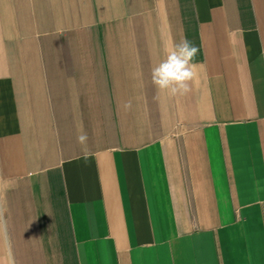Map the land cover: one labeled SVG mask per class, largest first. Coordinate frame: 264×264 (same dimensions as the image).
Segmentation results:
<instances>
[{"label":"crops","instance_id":"crops-1","mask_svg":"<svg viewBox=\"0 0 264 264\" xmlns=\"http://www.w3.org/2000/svg\"><path fill=\"white\" fill-rule=\"evenodd\" d=\"M0 215L15 264H264V0H0Z\"/></svg>","mask_w":264,"mask_h":264},{"label":"clouds","instance_id":"clouds-1","mask_svg":"<svg viewBox=\"0 0 264 264\" xmlns=\"http://www.w3.org/2000/svg\"><path fill=\"white\" fill-rule=\"evenodd\" d=\"M199 48L187 38L181 39L166 49L165 57L151 70V82L157 93H167L169 96H183L192 91L199 83L202 65L195 62ZM124 108H131V101L125 102ZM77 141L86 144L87 134L81 132ZM2 221V215H0ZM51 228V226H49ZM0 249L3 250V264H15L11 251V241L6 228L0 223Z\"/></svg>","mask_w":264,"mask_h":264}]
</instances>
